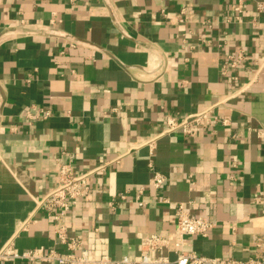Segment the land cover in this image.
Listing matches in <instances>:
<instances>
[{"label":"crops","instance_id":"0c3cea01","mask_svg":"<svg viewBox=\"0 0 264 264\" xmlns=\"http://www.w3.org/2000/svg\"><path fill=\"white\" fill-rule=\"evenodd\" d=\"M261 2L242 0L236 20L240 0H0V250L66 251L35 204L57 186L61 161L75 175L109 163L64 220L93 260L136 256L142 239L173 234L180 205L214 225L190 251L264 258ZM214 106L228 126L161 136L153 153L144 145L169 116Z\"/></svg>","mask_w":264,"mask_h":264},{"label":"built area","instance_id":"2783aa9c","mask_svg":"<svg viewBox=\"0 0 264 264\" xmlns=\"http://www.w3.org/2000/svg\"><path fill=\"white\" fill-rule=\"evenodd\" d=\"M74 1V0H71ZM238 13L236 20L243 12L242 0L235 8ZM258 11H264V2L259 3ZM186 9L180 13V22L185 21ZM210 22V21H209ZM245 59L243 53L231 56L225 62L226 67L235 68ZM223 74L226 73L224 70ZM214 107L204 111L187 115L182 120L169 116L166 119L165 127L160 136L149 139L144 145L151 153L155 151L156 141L161 136L181 133L186 137H194L198 131L211 132L220 124L229 125V120L219 117L214 112ZM50 111L41 110L40 117L47 120L51 116ZM32 118L31 115H28ZM118 161V159H117ZM109 163H104L92 169L83 175H75L70 163L57 162V186L46 193L41 199L35 200L36 211H41L44 216L50 218L55 224V236L59 245L66 248V251H59L57 248L45 249L36 248L25 251H19L15 245L9 241L0 250V264L8 262H20L23 264H264V258H251L248 260H236L231 258H208L190 251V239L206 238L214 225L205 218L191 217L183 205L177 209L175 232L167 237L153 234L142 239L139 254L136 256H124L120 259H114L109 256H103L100 259L93 260L89 252L84 249L80 239L68 235L64 224L65 218L73 208L83 201L90 194L88 179L96 173L105 172ZM166 178L155 173L150 180V186L156 191H160ZM143 189L139 191L142 195ZM121 200L127 199V194H121ZM143 206V202H139ZM113 207V201L109 203ZM264 209V204H262ZM34 223L33 218L21 222L16 234L27 232ZM169 253H174L176 259L171 261Z\"/></svg>","mask_w":264,"mask_h":264}]
</instances>
